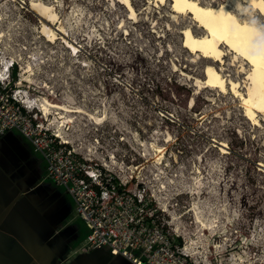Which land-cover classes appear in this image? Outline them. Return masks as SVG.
<instances>
[{"label": "rangeland", "instance_id": "obj_1", "mask_svg": "<svg viewBox=\"0 0 264 264\" xmlns=\"http://www.w3.org/2000/svg\"><path fill=\"white\" fill-rule=\"evenodd\" d=\"M152 1L132 0L135 20L117 0H0V61L17 62L12 88L31 104L83 111L38 113L87 158L114 153L120 178L165 208L194 262L264 264V117L255 126L231 93L199 86L203 62L174 37L168 3ZM13 135L39 159L33 191L50 187L40 154Z\"/></svg>", "mask_w": 264, "mask_h": 264}, {"label": "built area", "instance_id": "obj_2", "mask_svg": "<svg viewBox=\"0 0 264 264\" xmlns=\"http://www.w3.org/2000/svg\"><path fill=\"white\" fill-rule=\"evenodd\" d=\"M16 64L0 61V136L11 130L22 134L45 159L44 177L72 198L69 219H81L88 229L72 254L105 247L131 264H198L171 227L165 208L144 186L131 187L120 178L114 153L87 158L45 125L41 107L31 104L27 92L12 88Z\"/></svg>", "mask_w": 264, "mask_h": 264}, {"label": "bare ground", "instance_id": "obj_3", "mask_svg": "<svg viewBox=\"0 0 264 264\" xmlns=\"http://www.w3.org/2000/svg\"><path fill=\"white\" fill-rule=\"evenodd\" d=\"M117 1L125 7L130 15L129 18H136V9L132 0ZM152 2L155 6H165L168 3L171 13H165V16H170L173 26L180 28L174 33V37L179 33L182 49L187 50L194 57L190 59L191 62L195 64L203 62L201 64L203 78L197 80L199 86L217 90L221 97L231 93L238 99L244 117L253 125L260 126L261 117H264V27L259 24L260 22L257 23L246 15L248 12L257 11L264 18V11L261 10L262 6L257 0H187V2L153 0ZM55 29L61 31V28ZM45 31L49 41L58 38L55 31L47 29ZM237 48L240 52L236 50ZM246 50L253 52L255 62L246 59L242 54ZM228 56H232L230 65L234 73L229 72L231 69L226 67ZM226 71L228 72L225 73ZM23 80L29 81V74L24 75ZM40 101L39 106L46 113L51 109L59 110L63 114L65 111L66 113L83 112L79 108L68 109L63 104L50 101L44 96ZM220 146V150L226 152V143L222 142Z\"/></svg>", "mask_w": 264, "mask_h": 264}, {"label": "crops", "instance_id": "obj_4", "mask_svg": "<svg viewBox=\"0 0 264 264\" xmlns=\"http://www.w3.org/2000/svg\"><path fill=\"white\" fill-rule=\"evenodd\" d=\"M13 132L19 133L11 130L0 137V212L16 199L0 216V264H131L105 247L72 254L88 229L81 219H69L74 202L62 186L49 179L50 187L33 191L39 159H27L19 137L9 136ZM40 157L44 172L46 162ZM42 174L40 181L47 179Z\"/></svg>", "mask_w": 264, "mask_h": 264}, {"label": "snow or ice", "instance_id": "obj_5", "mask_svg": "<svg viewBox=\"0 0 264 264\" xmlns=\"http://www.w3.org/2000/svg\"><path fill=\"white\" fill-rule=\"evenodd\" d=\"M179 2H187V0H179ZM257 2L262 6L261 10L264 11V0H257ZM236 50L238 52H240L239 48H237ZM242 54L246 57V59H249V60H252L253 62H255L254 55H253V52L251 50H246ZM242 70L243 69H241V71Z\"/></svg>", "mask_w": 264, "mask_h": 264}, {"label": "water", "instance_id": "obj_6", "mask_svg": "<svg viewBox=\"0 0 264 264\" xmlns=\"http://www.w3.org/2000/svg\"><path fill=\"white\" fill-rule=\"evenodd\" d=\"M14 200H16V199L13 198L12 200H10V202H9L6 206H4L3 211L0 212V216H3L4 214H6V213L8 212V210H9V209L11 208V206L13 205ZM28 260H31V263H32V262L35 263V260L32 259L31 257H29ZM23 264H27V263H23Z\"/></svg>", "mask_w": 264, "mask_h": 264}, {"label": "trees", "instance_id": "obj_7", "mask_svg": "<svg viewBox=\"0 0 264 264\" xmlns=\"http://www.w3.org/2000/svg\"><path fill=\"white\" fill-rule=\"evenodd\" d=\"M14 74H15V70H14ZM181 240V239H180Z\"/></svg>", "mask_w": 264, "mask_h": 264}]
</instances>
